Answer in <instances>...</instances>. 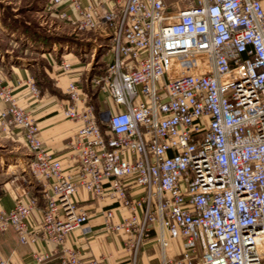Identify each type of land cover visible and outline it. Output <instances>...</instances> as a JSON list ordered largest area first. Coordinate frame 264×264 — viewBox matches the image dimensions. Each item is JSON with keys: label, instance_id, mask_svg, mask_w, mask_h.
<instances>
[{"label": "built area", "instance_id": "built-area-1", "mask_svg": "<svg viewBox=\"0 0 264 264\" xmlns=\"http://www.w3.org/2000/svg\"><path fill=\"white\" fill-rule=\"evenodd\" d=\"M42 12L106 35L110 57L88 78L97 108L80 80L67 84L62 114L80 124L67 143L74 157L67 172L15 97L23 83L38 96L34 79L0 82V131H21L43 199L40 232L28 227L37 208L31 196L0 207V232L11 226L21 243L40 236L56 246L76 229L90 238V211L76 199L83 188L102 204L100 231L125 235L130 264L150 241L159 246L152 264H264L261 1L191 0L172 10L167 0H44ZM59 66L72 69L65 59ZM111 204L125 211L116 223ZM171 240L180 253H167ZM62 251L65 264H108Z\"/></svg>", "mask_w": 264, "mask_h": 264}, {"label": "crops", "instance_id": "crops-1", "mask_svg": "<svg viewBox=\"0 0 264 264\" xmlns=\"http://www.w3.org/2000/svg\"><path fill=\"white\" fill-rule=\"evenodd\" d=\"M89 1L99 2L105 6L109 0H80L82 5ZM264 11V0H260ZM100 31H104L100 28ZM97 35L95 39L100 41L98 47H102L99 62L104 64L108 61V38L100 32H93ZM87 40L83 42L86 43ZM83 43V44H84ZM105 51V52H104ZM107 59L104 61V55ZM62 58L72 63L69 73L62 71L59 65L50 64L47 68V84L33 74V70L22 64L0 63V82L14 86L16 80L25 81L32 77L39 89V95L33 96L26 83L21 86H14V94L19 104L30 111L37 120L39 137L44 145L61 161L64 170L69 171L74 163L73 153L69 150L67 143L76 133L80 124L64 118L62 107L68 103L66 87L70 80H80L85 76L87 64L79 62L76 56ZM60 59V60H62ZM88 76V75H87ZM88 78V77H87ZM81 85V84H80ZM30 153L25 148L21 131L14 129L11 133L0 131V207L10 210L13 207L16 197H34L37 201V208L27 220L30 230L40 232L41 208L43 206L41 187L32 177L28 161ZM132 193L138 195L139 189L132 187ZM76 199L80 205L86 207L91 214L88 222L95 233L86 238L80 229L72 231L62 245L56 246L45 241L39 236L36 243H21L17 232L11 226L0 232V258L6 259L14 264H65L63 261L62 249H76L81 253L82 258L91 257L104 258L108 264H130V254L122 247L125 239L123 234H110L100 231L103 221L102 204L92 201L89 193L83 188L79 189ZM104 204H110L106 200ZM112 222L116 223L125 211L115 204ZM35 254H45V260L38 263L34 259ZM159 259V246L156 242L150 241L141 249L136 264H152Z\"/></svg>", "mask_w": 264, "mask_h": 264}, {"label": "rangeland", "instance_id": "rangeland-1", "mask_svg": "<svg viewBox=\"0 0 264 264\" xmlns=\"http://www.w3.org/2000/svg\"><path fill=\"white\" fill-rule=\"evenodd\" d=\"M43 1L0 0V63H23L42 79L43 84H47L46 73L50 64L59 65L60 59L68 54L72 58L76 56L79 62L87 64L80 83L81 91L88 94L89 101L97 108V90L88 84L92 74L102 73L105 68L99 62L103 50L97 46L100 41L94 40L97 35L42 12ZM190 1L167 0V4L177 10L187 7ZM86 39L89 40L84 43ZM104 56L106 61L108 55ZM181 248L179 240H171L167 253H180Z\"/></svg>", "mask_w": 264, "mask_h": 264}, {"label": "bare ground", "instance_id": "bare-ground-1", "mask_svg": "<svg viewBox=\"0 0 264 264\" xmlns=\"http://www.w3.org/2000/svg\"><path fill=\"white\" fill-rule=\"evenodd\" d=\"M172 19H174V18L172 17Z\"/></svg>", "mask_w": 264, "mask_h": 264}]
</instances>
